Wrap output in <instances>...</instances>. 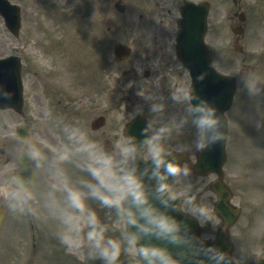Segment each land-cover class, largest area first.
Listing matches in <instances>:
<instances>
[{"label":"rangeland","instance_id":"rangeland-1","mask_svg":"<svg viewBox=\"0 0 264 264\" xmlns=\"http://www.w3.org/2000/svg\"><path fill=\"white\" fill-rule=\"evenodd\" d=\"M41 1L43 4L42 6H45V9H41L40 12L37 10V6H40L39 2ZM123 1L127 7L126 14L124 15H121L117 12V10L114 8V3H112L111 0H37L36 7L30 3V0H26L27 4L24 5L25 9L23 14L25 26L24 31L21 33L19 39H14L5 29L3 24L0 23V56L15 53L14 51L21 52L23 45L26 44V41L32 42L33 40L39 42V50L38 52L35 51L34 53V59L37 65L40 64V61L43 63L48 61L49 63H55L61 67L73 58L71 50H73L74 40L77 42V39H80L81 41L85 42V46H89L90 44V48L92 49V46H94L93 49L95 50L96 48L97 50H101V45L104 43L103 41L107 40L110 89L112 90L114 88H120L121 90L125 91L123 93L124 104H140V107L143 109L147 108L150 111L155 104L160 105V108L150 112V114L153 113V116H151V121L154 128L156 127V131H158L161 128L160 125L163 124L162 127L166 126L169 131H175L177 128H181V125L180 123H174V120L172 119L174 116L181 118L183 113L181 108H185L187 105V100L184 96V91L187 90L188 84L186 80V72L182 71L181 65L172 51L177 32V7L183 0H151L152 4H147V2L145 3V0ZM221 12V8L215 5L211 17V25H213V27L211 26L212 30L210 31V36H212L213 39H216L215 37H221L224 40V36L227 37V33H229L227 28L219 29L215 26L216 23H220V20H222V24L225 23L227 14H221ZM255 15L256 16L254 20H258L254 27H257V36L254 38V40L249 42V44L245 45L248 55L249 52H256V48L260 49V47H264V12L263 10H256ZM160 22L163 23V29H158L156 26ZM224 25L226 26V24ZM107 27H110L108 34L106 30ZM156 38L157 41L154 40ZM229 39H231V36H229ZM117 40L124 43L129 42L134 49L133 56L124 64L115 63L112 59L113 44ZM256 40H261V43L255 44ZM152 42H157L158 45L156 48L155 46H152ZM170 44L172 46H170ZM224 44L227 53L221 56H216L215 63L224 71L231 72L236 75L238 74L239 92L237 95V100L239 102L243 93L248 90L245 84V79L247 78L246 76L249 75L239 74L240 68L242 66V56L236 53V49L234 45L232 46L230 41H225ZM57 45L59 46V50H61L62 47V50L64 51L57 53ZM50 48L54 51V61L51 60L53 59V55ZM213 48L215 49V47ZM58 55H60L61 58ZM153 55H157V58H155ZM149 58L154 59L156 61L155 64H150V62H148ZM160 61L162 62L163 66L168 65L170 68L163 70V68L160 66ZM249 64H252L255 67L254 71L250 75H253V77L257 80V86L259 87L260 91L255 94H259L263 97V101L260 100L262 109L264 107V70L262 69V61H258L257 55H255L253 58L249 56ZM151 65H153L154 68V75L153 69L150 67ZM131 66H133V68H137L138 75L135 76V74H131L129 78L123 80V71L130 69ZM147 70H150L152 73L150 78L144 77V73ZM80 71L81 70H79V76H77V73L73 75L76 78L74 82L76 91H78L76 92L78 97L88 94V91L85 92L84 87H87L89 78L86 77L85 74L82 75ZM165 71L169 72L172 80L166 79L165 81H162L161 78ZM178 75L180 76L178 77ZM171 81L174 83V85H178V93L172 95L171 98H169L170 95L168 94L169 96L167 98L169 99L165 100L163 95L166 92H171L172 88L169 87V83ZM158 83L165 84L159 87ZM128 96H130L131 99H128ZM138 99H142L143 101H137ZM110 100V106L114 103L117 104L119 96L117 95L114 99V96L111 94ZM178 105L181 106L177 111L174 108H176ZM242 108L243 107L241 104L238 103L234 114L239 116ZM113 109L114 107H112L108 119L109 128H112L113 130L118 129L120 131V128L122 127L120 120L122 119V113H124V109ZM6 113L7 114H0V136L7 133L10 134V132L14 133L15 127L12 126V123L19 121V118L12 112ZM170 113L172 114L171 117L169 116ZM263 120L264 115L262 116L261 120L257 119L255 116H252L251 119L241 118V120H239L240 123L244 122L245 124L251 126L247 128L250 129L249 132H252L255 139L253 140L251 134L244 138L247 145H245L243 141H239V143L245 147L244 149L241 146L240 148L238 147L239 153H241L236 160L238 163L236 165L238 176H241L242 173H247L248 168L253 174H255V172L264 173ZM258 122L259 125H256ZM50 131L52 134L50 140L54 146H56L55 139L53 138V129H50ZM32 132L33 135H35L34 137L41 136L40 128L37 126H34ZM161 142L167 149L171 148L172 146L165 141L161 140ZM14 144L10 142L7 146L10 147ZM58 152H56L55 149L47 155L53 156ZM252 162H254V164ZM42 169L44 170V168ZM7 170L9 169L2 170V177H4V173H6ZM51 170L52 169H49V176L53 179V171ZM260 176L261 175L258 176L259 179ZM249 186H251V184H249ZM8 189L10 196L5 201L0 200V205L6 204L9 212L12 210L16 214V220H22L26 217L25 200L18 193H16L18 198L14 199L11 194L15 193V191H13L11 186H9ZM244 189L246 196L243 197V200L246 207L240 226H251L252 239L255 246H248V243L242 245L239 252L237 253L238 262H241L245 257L251 258L253 256H263L260 254L263 253L264 248V239L263 243L260 244V235L264 232V221H260L262 219L261 216L263 215L257 213L253 222L249 221V217H252L253 214L248 215V213L251 212V208L253 206H257V203H261L260 201L262 196L260 193L257 195L254 194L253 192L255 190H253V188L245 187ZM173 190L176 192L177 196H184L185 198L189 193L194 194L196 203H205L211 210L213 208L214 198L212 197L211 193L205 189L204 180L192 178V176H184L181 177L178 183L173 187ZM181 193H183V195ZM45 202L50 206H54L56 204L55 200H51L50 198H46ZM13 203L16 204L15 207L12 206ZM186 207L189 209L191 208V205L189 206L188 203ZM262 210L264 211V208ZM259 215L260 219L257 222ZM51 219L52 222L58 224V221L55 219V217H52ZM206 223L207 222H204V225ZM94 227H97L99 230V224L95 225ZM107 230L110 239L115 240L117 237L116 233H118V231H123L122 224L119 222H109ZM75 231V233L70 234L72 238L71 243H67L66 247L72 253H74L78 259L82 260V264H92L90 262V258L93 259L95 257L96 262L99 264H105L104 259L99 255L95 245L87 250H81L82 246L86 242L88 243L90 240L88 237L82 238L77 228ZM206 234L209 235V233ZM107 240L108 239L105 241ZM116 241L120 243L119 239ZM3 245L4 243L2 246ZM6 245L13 251L12 254H7V264H19L25 257L26 259L23 264H26L27 258L31 257V254H27L29 243L25 234L14 235L13 238L6 243ZM123 247L126 248L124 251H122ZM129 248V244L122 245L120 243L119 259L122 255L128 260L125 264H137V257L129 251ZM71 262L73 261L69 259L66 264H71ZM118 263L119 262L117 261V264ZM33 264H38L37 257H34Z\"/></svg>","mask_w":264,"mask_h":264},{"label":"clouds","instance_id":"clouds-1","mask_svg":"<svg viewBox=\"0 0 264 264\" xmlns=\"http://www.w3.org/2000/svg\"><path fill=\"white\" fill-rule=\"evenodd\" d=\"M245 84L252 94L260 91L257 80L251 75L245 79ZM184 96L192 102L190 111L199 133L195 141L196 150H203L225 140L227 137L222 130L221 116L216 103L210 102L208 98H201L189 90L184 91ZM160 107V105H154L153 110ZM144 131L147 132V129ZM166 131L168 129L165 126L150 135H145L139 145L135 134H129L123 145L119 146V158H117L113 153L99 148L94 141L87 139L85 133L73 130L70 138L77 141V151L87 154L89 162L86 168L96 181L88 183L90 195L99 199L105 206L115 207L126 226H135V231L127 233V240L130 245L129 251L137 257L138 264H184L169 246L139 243L142 238L141 234L167 240L170 245L187 246L191 251L192 264H211L213 261L215 264L231 262L233 258L216 245L197 247L198 237L195 234L186 235L183 232L185 226L174 214L182 209L173 203L177 194L169 178L188 176L191 174V169L188 164L169 157L168 149L161 142L162 134ZM140 146L150 153V168H145L143 174L138 171L137 166L138 161L144 160ZM31 154L39 159L38 151L33 150ZM145 163L148 164L149 161L145 160ZM149 171L151 178L156 182L155 194L146 186L145 177ZM14 183L23 190L26 199L31 198L27 181L23 177H16ZM63 187L67 194L68 206L85 212L84 194L78 188L72 187L67 178L63 181ZM11 195L14 199L18 198L16 193ZM0 196L9 198L10 193L7 186L0 185ZM186 200L191 205L192 215L201 225L204 222H215L214 213L207 204L196 203L194 196H186ZM12 206L15 207L16 204L13 203ZM64 220L65 223L71 225L72 214L65 213ZM85 222L97 225L95 213L87 211ZM88 238L94 242L105 264H117L120 254L118 241L113 239L105 241L103 229L98 230L97 227H93L88 232ZM61 239L70 244L72 238L70 234L64 233ZM205 257L210 259L206 261Z\"/></svg>","mask_w":264,"mask_h":264},{"label":"water","instance_id":"water-1","mask_svg":"<svg viewBox=\"0 0 264 264\" xmlns=\"http://www.w3.org/2000/svg\"><path fill=\"white\" fill-rule=\"evenodd\" d=\"M199 12L200 11L191 6H186L184 8V20L180 21L182 31L179 36V54L183 56V53L190 52L194 56L201 55V59H199L200 73H196L194 76L195 87L205 91L208 97L215 98L214 102L221 105L225 103L227 95H229V100L225 108L222 109V113L231 105L232 97L235 91V83L231 79L225 80L221 78L212 69L209 54L203 44V35L206 31L205 25L207 10L205 9V11L201 13V19ZM0 105L3 106V104ZM13 107L16 109L18 106L17 104H13ZM226 201V197L222 195L219 213L224 218L226 226L219 236V242H217L222 247L223 245L226 246L228 235L226 228L230 225L233 217L235 216V214L225 205ZM224 249L229 255L228 251H230V247L227 246L224 247Z\"/></svg>","mask_w":264,"mask_h":264},{"label":"flooded vegetation","instance_id":"flooded-vegetation-1","mask_svg":"<svg viewBox=\"0 0 264 264\" xmlns=\"http://www.w3.org/2000/svg\"><path fill=\"white\" fill-rule=\"evenodd\" d=\"M230 14V23L238 24L240 25V28L246 30V25L248 24L247 10L245 9L241 0L235 2V6L232 7V12H230ZM241 18L245 19V21L241 22ZM235 41H237L236 38Z\"/></svg>","mask_w":264,"mask_h":264}]
</instances>
